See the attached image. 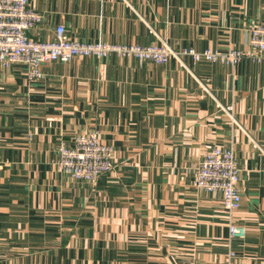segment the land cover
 Here are the masks:
<instances>
[{
  "label": "crops",
  "instance_id": "crops-1",
  "mask_svg": "<svg viewBox=\"0 0 264 264\" xmlns=\"http://www.w3.org/2000/svg\"><path fill=\"white\" fill-rule=\"evenodd\" d=\"M29 1L45 15L36 40L63 24L79 41L228 50L264 22V0ZM184 61L75 57L34 80L0 68V264H264V62ZM94 129L115 166L72 179L59 145ZM222 145L241 169V238L220 194L193 183Z\"/></svg>",
  "mask_w": 264,
  "mask_h": 264
},
{
  "label": "built area",
  "instance_id": "built-area-1",
  "mask_svg": "<svg viewBox=\"0 0 264 264\" xmlns=\"http://www.w3.org/2000/svg\"><path fill=\"white\" fill-rule=\"evenodd\" d=\"M45 18L42 11L34 8L29 0H0V68H9L23 63L28 67L29 79L45 76L42 64L50 61H69L75 57H94L98 60L111 56L136 58L139 61L166 63L175 59L187 67L185 58L198 62H219L235 68L243 59L264 62V22L255 21L247 27L246 48L228 50L194 47L175 49L167 42L151 43H111L107 41H79L70 38L65 26L56 27L51 40H36L28 31L37 27ZM207 90L209 88L205 86ZM233 110V106H227ZM234 120V118H233ZM114 146L103 140L99 130L79 133L73 144L61 142L58 148L57 168L78 181L97 182L114 166ZM194 186L198 189L219 193L222 206L232 217L230 238L243 237L246 228L234 221L233 214L240 208L241 169L231 146H213L204 157L193 166ZM230 255H234L231 250Z\"/></svg>",
  "mask_w": 264,
  "mask_h": 264
}]
</instances>
